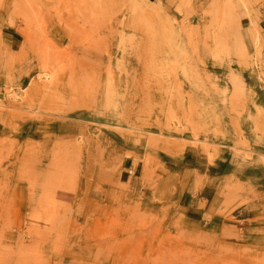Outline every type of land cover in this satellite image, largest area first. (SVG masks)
<instances>
[{"label":"rangeland","instance_id":"rangeland-1","mask_svg":"<svg viewBox=\"0 0 264 264\" xmlns=\"http://www.w3.org/2000/svg\"><path fill=\"white\" fill-rule=\"evenodd\" d=\"M262 154L264 0H0V264H264Z\"/></svg>","mask_w":264,"mask_h":264},{"label":"crops","instance_id":"crops-1","mask_svg":"<svg viewBox=\"0 0 264 264\" xmlns=\"http://www.w3.org/2000/svg\"><path fill=\"white\" fill-rule=\"evenodd\" d=\"M262 155L264 156V154ZM219 161L220 162H218L217 164L215 163L211 165V167L209 168L211 171L214 172L212 173L211 176L213 179H217V180H220L222 178L226 179L231 174L230 173L231 163L228 161V163L223 164V162H225V159L223 158L220 159ZM258 171L260 172L262 176H264V164L259 165ZM250 181L251 180L249 179L248 181H244L243 183L245 184V186H248L249 188L256 187L252 185L251 183H249ZM187 185H189L188 181H187ZM214 189H215V185L205 186L204 188H202L200 191L196 192L195 194L194 193L192 194L191 190H186V192H188V195L184 198L186 201L184 221L187 225L197 226L199 224H202V222L204 221L203 222L204 225L213 223L214 226L216 224L218 226L219 222L220 221L222 222L223 217L218 212H216V210L220 208L218 207L220 205V198H217L214 195V192H215ZM21 193L22 191L18 190V194H21ZM205 193H211L210 199L203 196V194ZM196 195H201V196L197 197ZM23 200H25L24 197H22V201ZM203 202H204V205H202ZM205 214L208 215L207 220H204Z\"/></svg>","mask_w":264,"mask_h":264}]
</instances>
